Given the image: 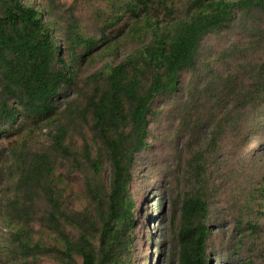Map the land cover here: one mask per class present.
Instances as JSON below:
<instances>
[{"label": "trees", "instance_id": "obj_1", "mask_svg": "<svg viewBox=\"0 0 264 264\" xmlns=\"http://www.w3.org/2000/svg\"><path fill=\"white\" fill-rule=\"evenodd\" d=\"M99 1L105 7L97 38L35 0H0V141L49 127L48 146L24 157L15 171L16 212L7 219L13 229L5 248L14 254L12 264H35L42 255L58 264H133V169L137 155L151 147L155 101L171 100L181 109L199 101V120L212 126L213 137L228 128L234 138L264 132V114L258 116L264 108V30L253 22L264 15V0H186L180 14L173 0ZM117 25L110 36L108 29ZM235 25L263 58L252 67L236 61L223 73L216 69L221 57L209 58L202 40ZM122 41L134 44L130 52L89 74L78 95L63 101V91L76 86L75 65L115 54ZM191 170L196 187L180 200L174 233L177 264H210L208 176L203 165L191 164ZM34 194L45 206L39 237L26 202Z\"/></svg>", "mask_w": 264, "mask_h": 264}, {"label": "rangeland", "instance_id": "obj_2", "mask_svg": "<svg viewBox=\"0 0 264 264\" xmlns=\"http://www.w3.org/2000/svg\"><path fill=\"white\" fill-rule=\"evenodd\" d=\"M35 1L50 7L56 17L75 22L87 36L99 37L98 27L102 22L104 2ZM173 1L175 13L180 14L186 0ZM253 22L264 30L263 14L255 15ZM120 26L107 32L114 36ZM250 39L247 32L235 25L220 34L205 36L202 46L209 58L221 57L217 67L215 64L216 69L223 73L231 72L236 61L252 67L262 60V49L251 43ZM133 46L132 42L122 41L115 54L104 53L94 60L75 65L76 86L63 91V101L74 99L78 95L77 88L84 84L89 74L98 71L107 62L116 64ZM230 53L236 56L228 57ZM178 99L179 96L176 97ZM63 101L60 108H64ZM199 103L195 100L193 108L187 106L181 109L171 100L159 99L154 102L156 115L148 124L151 147L137 155L133 169V264H177L174 233L179 220L180 200L190 188L196 187L190 176L191 164L195 166L196 163L203 165L208 176L205 191L210 202L207 246L210 264H264V207L259 201L262 198L259 190L264 191V132L234 138L232 130L228 128L213 137L210 132L212 126L206 120H199L200 114L204 113ZM262 114L264 108L258 112V116ZM259 122H264V117ZM48 129V126L33 127L31 130L26 128L9 141H0V264H12L14 258V254L5 248L13 229L7 219L16 212L13 205L17 194L15 171L23 166L24 157L29 158L35 151L48 146ZM73 131L77 132L78 127ZM13 148L18 149V155L12 153ZM103 176H108L106 165ZM251 193L254 194L252 198ZM27 201L28 212L36 218L32 223V232L39 237L43 231L37 219L44 213V202L40 194L32 195ZM243 204H248L249 210L238 212ZM22 215L26 213L23 211ZM237 219L242 220L240 226L236 223ZM253 224H257L256 228L252 227ZM44 241L49 242V238L44 237ZM35 264L58 263L52 255H42Z\"/></svg>", "mask_w": 264, "mask_h": 264}]
</instances>
